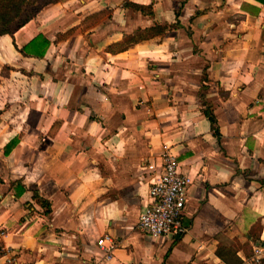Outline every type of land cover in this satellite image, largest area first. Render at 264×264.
<instances>
[{"label": "crops", "instance_id": "crops-1", "mask_svg": "<svg viewBox=\"0 0 264 264\" xmlns=\"http://www.w3.org/2000/svg\"><path fill=\"white\" fill-rule=\"evenodd\" d=\"M263 2L62 0L0 37V264L247 259L264 241ZM155 25L171 28L108 50ZM39 35L44 57H23ZM165 150L190 186L184 233L157 247L137 222Z\"/></svg>", "mask_w": 264, "mask_h": 264}, {"label": "built area", "instance_id": "built-area-1", "mask_svg": "<svg viewBox=\"0 0 264 264\" xmlns=\"http://www.w3.org/2000/svg\"><path fill=\"white\" fill-rule=\"evenodd\" d=\"M145 169L156 172L154 165ZM189 186L190 179L181 172L175 157L165 150L160 155L159 170L148 189L149 203L139 214L137 222L138 230L156 242L157 247L184 233L181 219ZM96 246L101 252V261L110 260L117 247L109 235L100 237ZM4 264H14V256L8 255ZM241 264H264V241L254 245L251 255Z\"/></svg>", "mask_w": 264, "mask_h": 264}, {"label": "trees", "instance_id": "trees-1", "mask_svg": "<svg viewBox=\"0 0 264 264\" xmlns=\"http://www.w3.org/2000/svg\"><path fill=\"white\" fill-rule=\"evenodd\" d=\"M60 1L62 0H0V37L6 35L12 37L15 32L33 20L42 9L49 5L57 4ZM124 6L138 11L141 14L149 13L152 9L151 5L139 6L130 2H126ZM101 16L102 15H96L90 19H98ZM170 28L171 26L155 25L152 28L138 30L132 35L124 36L122 41L109 47L108 50L111 53L125 52L141 42L156 37H163ZM59 37L61 38V36H58V40ZM49 45L50 41L39 35L22 48L19 53L26 58L42 59ZM9 70L11 69L4 68L1 77L4 76L3 72ZM203 113L210 122L212 130L216 133V120L213 112L210 108H206ZM13 145V143L8 144L6 150H10ZM34 199H36L37 203L44 209V213L47 214L49 212V204L46 201L38 199L36 196H34Z\"/></svg>", "mask_w": 264, "mask_h": 264}]
</instances>
